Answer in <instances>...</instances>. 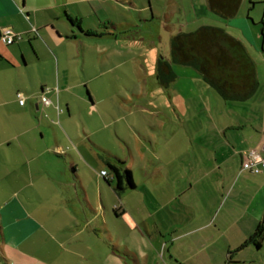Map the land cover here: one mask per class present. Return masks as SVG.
<instances>
[{
    "label": "crops",
    "instance_id": "1",
    "mask_svg": "<svg viewBox=\"0 0 264 264\" xmlns=\"http://www.w3.org/2000/svg\"><path fill=\"white\" fill-rule=\"evenodd\" d=\"M145 1L148 16L140 0H0V31L20 36L9 46L0 41V181L8 180L13 188L0 197V264H138L133 254L140 249L153 252L157 260L166 254L165 264H264V237L258 248L247 243L264 228V174L243 168L249 150L264 162V64L250 52L259 46L264 54V17L256 15L255 6L264 1L240 0L227 20L211 12L208 0H185V6L183 0ZM104 8L135 10L140 22L162 25L169 37L165 58L170 40L185 30H224L242 43L254 63L255 93L242 103L225 102L196 70L180 65H171L173 79L163 86L156 78L161 57L156 55L154 87L167 98L162 106L135 104L116 93L112 104H101L87 92L107 133L86 126L82 134L72 132L70 103L62 108L56 89L31 84L27 54L39 61L42 40L41 53L58 75V49L75 38L63 21L92 36L89 27L81 26L84 13L99 18ZM104 20L114 31L130 26L124 18L116 21L118 27L113 19ZM114 31L101 36L116 41ZM88 59L83 54V64ZM16 81L27 93L23 106L16 102L21 93L11 86ZM53 94L55 102L47 98ZM41 99L51 104L43 106ZM11 103L20 114L16 121L3 110ZM165 109L171 116L150 119ZM64 114L67 131L62 135L57 125ZM36 130L39 138L32 136ZM136 165L140 185L134 179ZM108 166L118 169L120 190ZM104 168L107 175L99 177ZM140 188V198H120ZM122 251L121 262L117 255Z\"/></svg>",
    "mask_w": 264,
    "mask_h": 264
},
{
    "label": "rangeland",
    "instance_id": "2",
    "mask_svg": "<svg viewBox=\"0 0 264 264\" xmlns=\"http://www.w3.org/2000/svg\"><path fill=\"white\" fill-rule=\"evenodd\" d=\"M183 1V6H185V0ZM140 2L145 4V15L148 16L147 2L145 0H140ZM262 4L255 5L257 8L256 15H259V17H264V4ZM154 8L155 12H158L156 6ZM249 14L251 15L253 13L250 12ZM84 15L85 18L82 20L84 26L82 24L81 26L83 29L89 27L93 31L91 33L92 36L80 33L78 28H71L70 22L67 20L63 21V26L67 31L66 33L71 36L70 29H72V32L75 33V38L73 39L74 41L70 39V41H67L58 49L60 53L59 74L57 75L55 71L53 72L50 60L45 57L43 52L41 53L42 47L40 48V46L42 40H39L38 54H40V60L36 61L33 55H30V53L27 54L28 70L26 71V76L28 79L32 78L31 84L38 86V88L40 85H43L45 88L53 89L54 91L56 89L59 92L58 100L62 108L65 101L70 103L71 111L69 117L72 120L70 123L72 132L82 134L83 126H86L87 130L90 129L101 134H106L107 131L102 130L100 123L96 120L97 114L92 112L86 93L89 92L90 95L92 93L94 99L101 104H112L115 101L114 93H116L119 97L131 100L135 104L145 105L146 103H153L155 106H162L167 98L163 91H157L156 87H154L155 61L156 55L157 57L158 55H166L169 37L164 33L165 29L158 22H153L150 26L140 22L138 17L141 15L135 12V10L124 12L122 10L104 8L98 12L97 15L99 18L87 12ZM107 18L113 19L114 23L112 25L114 26L116 24L114 27L121 25V23L117 22L122 18H124L123 23L128 22L130 26L127 29L123 27V29H116L114 31L110 28L109 21L104 20ZM112 31L117 35L118 40L115 41L101 36ZM185 31L186 34L191 33L187 32L189 30ZM122 37H125L126 40H122ZM160 37L161 40H159ZM258 47L256 52L252 49L250 52L256 61L261 58L264 64V54L260 52V48ZM53 50L55 52V49ZM83 54L89 58L85 64L82 62ZM111 60L113 64H111ZM17 76L18 74H16V78H18ZM65 85H72L73 89H67L65 92L63 91ZM11 86L14 89V93H21L27 96L23 84L16 81ZM5 91L9 94L12 88L8 87ZM47 98L55 102L54 94L53 96H47ZM3 110L6 113V118L12 121H16L20 116L18 110L12 103L5 109L3 108ZM63 116L67 117L66 114L61 115L58 120L59 125L57 126L61 134L65 135L66 129L63 124ZM163 116L168 117L171 114L165 109V112H162L160 116H155L150 119L157 121ZM6 132H8V126H6ZM48 134L51 135L50 132ZM32 136L39 138L38 130L33 131ZM47 138L48 135L46 132L44 133V139L40 140V142L44 143ZM9 152L13 151L10 150ZM104 171L108 172L106 168H104ZM96 173H98V170ZM133 173L136 183L139 184L141 175L138 165L134 168ZM6 181H0L1 198L7 197L8 193L13 191L12 187L8 188L9 182L8 180ZM95 192L97 196L96 187ZM135 196L136 198L141 197V188L120 194V198L123 199H133ZM33 202V205L38 206L35 200ZM118 226L125 229L121 223ZM97 244L99 242L96 240L95 245ZM101 245L103 247L105 246L102 239ZM139 251H145V253H139ZM122 255L123 251L117 255L121 262L123 260ZM133 256V260H136L138 264H165L167 262L166 254L162 258V253H160L158 261L153 252L144 249L136 250Z\"/></svg>",
    "mask_w": 264,
    "mask_h": 264
},
{
    "label": "trees",
    "instance_id": "3",
    "mask_svg": "<svg viewBox=\"0 0 264 264\" xmlns=\"http://www.w3.org/2000/svg\"><path fill=\"white\" fill-rule=\"evenodd\" d=\"M239 3L240 0H208L211 12L224 20L235 15ZM171 65L196 70L225 102H245L257 89L255 66L242 43L219 28L202 27L193 33L174 36L169 42L168 58L161 56L156 63L159 84L166 86L173 79ZM108 167L120 190L121 175L118 169ZM124 178L127 186L133 189L134 183L128 171L124 172ZM263 237L264 228H258L247 243H253L258 248Z\"/></svg>",
    "mask_w": 264,
    "mask_h": 264
},
{
    "label": "built area",
    "instance_id": "4",
    "mask_svg": "<svg viewBox=\"0 0 264 264\" xmlns=\"http://www.w3.org/2000/svg\"><path fill=\"white\" fill-rule=\"evenodd\" d=\"M20 39L19 35L14 34L11 30L9 29H3L0 31V41L4 45H11L18 41ZM17 101L20 106H23L25 103V97L22 94H17ZM43 106H49L51 102L46 99H41L39 100ZM55 109L57 111V114L61 112V110L58 108V106H55ZM243 168L246 170H249L251 173L254 174H259L262 173L264 174V162L257 159L256 154L253 150H249L244 154V159H243ZM107 175L106 171H101L99 173V177H104Z\"/></svg>",
    "mask_w": 264,
    "mask_h": 264
}]
</instances>
